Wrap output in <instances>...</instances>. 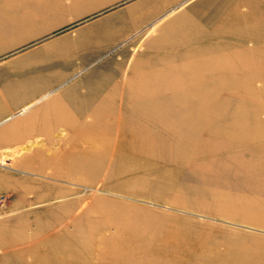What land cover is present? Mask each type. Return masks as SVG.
I'll use <instances>...</instances> for the list:
<instances>
[{
  "label": "rangeland",
  "instance_id": "1",
  "mask_svg": "<svg viewBox=\"0 0 264 264\" xmlns=\"http://www.w3.org/2000/svg\"><path fill=\"white\" fill-rule=\"evenodd\" d=\"M159 18L111 51L136 56L131 105L98 110L77 163L24 173L0 154L1 182L25 178L0 190V264H264V0H184Z\"/></svg>",
  "mask_w": 264,
  "mask_h": 264
},
{
  "label": "crops",
  "instance_id": "2",
  "mask_svg": "<svg viewBox=\"0 0 264 264\" xmlns=\"http://www.w3.org/2000/svg\"><path fill=\"white\" fill-rule=\"evenodd\" d=\"M121 1L125 0H0V154L9 151L18 171L59 176L65 163H77L79 155L87 154L90 147L83 146L88 144L86 137L93 136L85 137L84 130L97 127L98 110L111 114L120 94L123 112L131 105L130 99L124 100L130 92L120 89V82L124 75L125 84L126 68L136 56L129 60L130 44L111 51L184 2L132 0L97 15ZM146 60L144 56L140 61ZM104 80L108 81L103 86ZM74 92L81 101L89 94L90 98L70 108L61 97ZM52 99L61 111L60 119L49 123ZM108 116L106 127L111 129ZM154 131L160 137V131ZM79 165L70 169L82 171ZM15 179L25 178L6 176L0 190L20 191L18 186L25 182Z\"/></svg>",
  "mask_w": 264,
  "mask_h": 264
},
{
  "label": "bare ground",
  "instance_id": "3",
  "mask_svg": "<svg viewBox=\"0 0 264 264\" xmlns=\"http://www.w3.org/2000/svg\"><path fill=\"white\" fill-rule=\"evenodd\" d=\"M60 134H62V133H60ZM54 162V161H53Z\"/></svg>",
  "mask_w": 264,
  "mask_h": 264
}]
</instances>
